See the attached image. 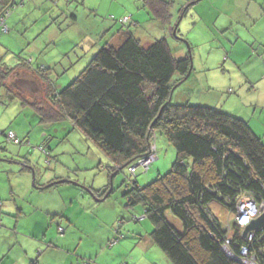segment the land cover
<instances>
[{"label": "rangeland", "instance_id": "1", "mask_svg": "<svg viewBox=\"0 0 264 264\" xmlns=\"http://www.w3.org/2000/svg\"><path fill=\"white\" fill-rule=\"evenodd\" d=\"M173 2L171 24L163 26L147 0H16L9 35L0 34L7 36L0 42V56L9 67L20 62V55L34 67L50 68L48 76L61 90L121 30L131 31L144 45L165 38L176 58L190 53L193 63L189 78L175 87L171 103L218 109L246 121L264 141V0ZM122 18H130L129 23L123 25ZM15 83L28 100L43 97L40 84L27 74L9 78L12 91L0 88V199L6 197L15 206L0 228V248H7L20 233L15 223L25 219L18 210L29 201L43 209L38 219L30 215L22 226L26 233L41 231L36 238L41 245L35 250L41 264H60L55 257L67 264H173L152 241L153 224L144 216L143 205L128 206L126 194L134 181L144 187L170 171L177 157L172 143L156 132L152 144L158 156L148 171L139 167L133 175L126 167L113 173L110 159L70 119L42 121L33 106L22 104L20 95L10 100ZM9 130L21 145L7 140ZM26 161L33 172L24 169ZM56 175L70 182L61 186L70 196L36 191L34 181ZM109 184L106 199L89 191ZM224 212L221 218L230 230L234 215Z\"/></svg>", "mask_w": 264, "mask_h": 264}, {"label": "trees", "instance_id": "2", "mask_svg": "<svg viewBox=\"0 0 264 264\" xmlns=\"http://www.w3.org/2000/svg\"><path fill=\"white\" fill-rule=\"evenodd\" d=\"M147 2L163 26L171 24L173 0ZM13 8L12 0H0V14L10 16ZM124 19L123 25L129 23V18ZM18 56L20 62L14 67L0 56V88L12 91L8 84L13 75L35 78L42 99L28 100L15 83L10 100L20 95L22 104L33 106L42 121L70 119L110 159L113 173L151 155L156 132L175 147L177 157L168 173L144 187L134 181L126 193L128 206L143 205L144 216L153 224L152 241L173 264H241L244 248L256 264H264V230L244 236L236 223L230 230L225 228L221 218L224 211L236 213L244 194L264 203V142L246 121L218 109L171 103L172 90L184 83L191 70L190 53L176 58L165 38L144 45L131 31L121 30L61 90L49 78L50 68L34 67ZM6 137L14 143L8 133ZM17 139L14 144L21 145ZM24 163V169L33 172L29 162ZM68 183L38 188L35 182V186L47 189ZM110 186L89 191L103 200ZM31 264L41 263L35 259Z\"/></svg>", "mask_w": 264, "mask_h": 264}, {"label": "crops", "instance_id": "3", "mask_svg": "<svg viewBox=\"0 0 264 264\" xmlns=\"http://www.w3.org/2000/svg\"><path fill=\"white\" fill-rule=\"evenodd\" d=\"M15 2H16V0H12L13 5H15ZM262 7H263V5H262ZM249 17L251 19H253V21L255 20L257 22V20H258V18L254 17V16L251 17L249 15ZM13 20H14V14L13 15L10 14V16L7 19L8 29L12 27L10 24H11V22ZM5 35H9V34H5ZM263 36H264V33H262V31H261V45L264 44V37ZM5 37H7V36H3L1 38V42L5 39ZM262 74H263V78H264V73H262ZM248 80H251V78L248 77ZM34 81H35V78H34ZM238 84H240L242 86V79H240ZM253 84H255V83H253ZM66 178L70 179L69 177H66ZM63 179H65L64 176L56 175L55 177H50L48 180L43 181L42 183H39V181H38V188H44L45 186H48L50 183L60 182ZM61 186H63V184H61V185H59L57 187H54V188L39 189V190H36V191H39V192L40 191H44V193H46V192L47 193H51L49 195H54V193H57V192H53V191H58V194H60V196H66V197L70 196V194L72 192L70 190H68L67 188H61ZM62 189H65V190L63 191ZM12 193H14V189L13 188H12L11 194ZM26 202L28 204L23 205L22 206L23 208L18 210V215L20 216V218L25 219V221L24 222L18 221V223L15 224L16 227L18 226V230H19L20 233H17V235H15V241L12 242L7 248H5V247H1L0 248V264H31V261L35 260V256H36L35 250H37V247L41 245V243L38 240H36V238L40 237L39 234H40L41 231H37L38 229H32V230H30L29 233H26L23 230V227L27 225L25 223H26V221H27V219H28V217L30 215H33L35 217V219H38L39 218L38 212L39 211L42 212L43 209L38 207L37 204L34 205L33 202H29V201H26ZM0 203H1V207H0V216H1L0 217V224H2L1 225L2 227H5L4 226V224L6 222L5 216L8 215V214H14V212H15L14 207L15 206H14V204L12 202L8 201V199L6 197H5V200H1ZM29 205H31V206H29ZM26 211H28L30 213H26ZM52 214L54 216H58V215L64 216V215H62L61 212H58V211H53V212L52 211H48V215H52ZM29 222H30L29 224L32 223L31 220ZM69 224H70V222H69ZM50 226L51 225H48V229L50 228ZM45 228L47 229V227H45ZM48 232H49V230H48ZM48 232L47 233L45 232L46 234H44V236H43L44 240H48ZM19 236L24 237V239H26L27 242L19 241V238H20ZM57 240H56V242H57ZM60 240H63V239L60 238ZM33 243H37V245H35ZM60 248L61 247H59V249ZM12 249L14 250L13 253H12V251H13ZM59 249L57 250V252L59 251ZM55 263L67 264L65 259L63 260V257H60L59 259H57V257H55Z\"/></svg>", "mask_w": 264, "mask_h": 264}, {"label": "built area", "instance_id": "4", "mask_svg": "<svg viewBox=\"0 0 264 264\" xmlns=\"http://www.w3.org/2000/svg\"><path fill=\"white\" fill-rule=\"evenodd\" d=\"M7 15V12L0 14V31L4 33L7 32L5 25ZM123 21L127 22L128 18H125ZM8 139L10 141H13L14 143H19L16 133L13 131L8 132ZM155 150L156 147L153 146L151 155L147 156L146 158L139 159L136 164L131 166L129 168L130 173L134 174L138 167H144L145 169H147L148 166L151 165L156 158ZM261 215H264V203H258L257 200H255V198L251 194H244L239 198L237 202L236 213L234 214V219L232 222L236 223L239 227L244 230L246 226L251 224L254 220L258 219ZM263 230L264 226L262 227L261 231ZM239 261L241 264H256L255 257L253 255H250L246 248L243 249L242 256L239 257Z\"/></svg>", "mask_w": 264, "mask_h": 264}, {"label": "water", "instance_id": "5", "mask_svg": "<svg viewBox=\"0 0 264 264\" xmlns=\"http://www.w3.org/2000/svg\"><path fill=\"white\" fill-rule=\"evenodd\" d=\"M192 70H193V64H192L191 70L187 74L185 80H187L189 78V76L192 73ZM174 89H175V87H174ZM174 89L172 90V93H173ZM33 180H35L34 175H33ZM34 183H35V181H34ZM48 187H50V185ZM110 193H111V189H109V191L105 195L104 199H106ZM263 226H264V215H261L258 219L254 220L251 224H249L248 226L245 227L244 236H248L249 233H252L254 231L261 230Z\"/></svg>", "mask_w": 264, "mask_h": 264}, {"label": "clouds", "instance_id": "6", "mask_svg": "<svg viewBox=\"0 0 264 264\" xmlns=\"http://www.w3.org/2000/svg\"><path fill=\"white\" fill-rule=\"evenodd\" d=\"M1 14H2V13H1ZM8 17H9V16L7 15L6 19H7ZM153 146H154V145H153ZM155 147H156V146H155ZM134 164H136V162H135ZM134 164H133V165H134ZM133 165H132V166H133ZM138 168H139V167H138Z\"/></svg>", "mask_w": 264, "mask_h": 264}]
</instances>
